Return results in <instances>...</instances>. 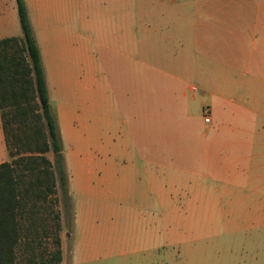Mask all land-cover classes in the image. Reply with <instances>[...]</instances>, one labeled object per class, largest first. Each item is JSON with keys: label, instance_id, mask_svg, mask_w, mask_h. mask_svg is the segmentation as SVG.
Wrapping results in <instances>:
<instances>
[{"label": "rangeland", "instance_id": "374dc122", "mask_svg": "<svg viewBox=\"0 0 264 264\" xmlns=\"http://www.w3.org/2000/svg\"><path fill=\"white\" fill-rule=\"evenodd\" d=\"M81 1L71 15L66 9L58 14L45 10L36 22L46 41L43 48H48L47 85L57 110L68 177L65 193L57 186L61 264H139L140 260L142 264L150 259L157 264H182L183 246L174 244L178 238L171 230L187 222L190 211L243 209L246 202L235 198L245 192L264 193V184H242L236 189L210 174L217 152L213 147L205 151L213 140L211 133L202 134L214 125L216 116L208 113L211 123H203L205 107L196 102L188 118L180 99L185 85L161 79L155 83L151 75L154 58L149 50L169 51V45L176 50L180 43L158 37L151 32L150 22L143 21L133 33L125 30L120 19L183 14L208 18L213 9L198 4L172 8V0H125L124 11L118 0ZM161 2L168 4L155 5ZM134 37L140 41L135 45ZM107 39L127 50L126 56L108 52ZM134 48H140L143 56ZM166 59L171 58H158ZM254 125L262 129L264 120ZM257 139L264 141V137ZM0 159L8 160L1 125ZM148 160L156 162V170ZM262 160L264 166V156L254 155L253 175L264 173V167L257 165ZM206 169L207 193L220 195L221 200H210L212 195L192 199L201 187L192 182L203 183ZM230 193L238 197L229 199ZM194 219L198 218H189Z\"/></svg>", "mask_w": 264, "mask_h": 264}, {"label": "crops", "instance_id": "0c3cea01", "mask_svg": "<svg viewBox=\"0 0 264 264\" xmlns=\"http://www.w3.org/2000/svg\"><path fill=\"white\" fill-rule=\"evenodd\" d=\"M24 2L49 83L45 62L48 48L46 45L47 50H44L45 38L39 35L36 27L39 14L45 10H57L58 14L60 9H66L71 15L72 10L78 9L83 2ZM162 4L168 3L155 5ZM189 4L212 8L213 15L208 18H195L184 14L170 18L124 16L120 20L123 21L125 30L133 33L143 21L150 22L151 32L158 34V37L164 35L170 43H180L181 47L177 51L170 45L169 51L155 48L149 50V56L154 58V63L150 64L151 75H154L155 83L161 79L167 84L185 85L186 90L180 99L184 103L188 118L193 115L196 102L203 104L201 106L202 109L205 107L204 111L207 110V116L208 113L209 116L213 113L214 118L216 116L214 125L202 134L206 137L211 133L213 140V145H205V151L209 152L213 147L217 152L210 174L217 175L223 184L236 189L242 184L263 185L264 173L253 175V161L254 155L264 156V141L257 139L264 137V128L254 125L255 122L264 120V0H172L170 6L178 8ZM118 5L124 11L128 8L125 0H118ZM142 6L140 4L138 9ZM19 32L21 29L16 0H0V38L19 35ZM137 41L139 40L134 37V45ZM107 42L108 52L114 51L126 56L127 50L116 48L109 43V39ZM133 51L143 56L140 48H134ZM159 57L171 59L158 60ZM203 123L209 124L211 119L206 122L204 117ZM107 154L110 159L111 151L108 150ZM3 161L5 160L0 159V162ZM147 162L153 163L150 166L156 170V162ZM262 163L263 160L258 162V168L264 167ZM207 170L203 174V183L192 182L201 186L197 192H193L192 199L211 197L205 183L210 178ZM153 185L155 186V182ZM214 190L218 192L217 189ZM216 195H212L210 200L222 199L219 194ZM234 197L238 196L234 193L228 194L229 199ZM238 198L235 200L246 202L243 209L193 210L186 215L187 222L171 230L178 238L174 244L183 246L182 264H264V193L245 192ZM189 218L198 219L191 222ZM222 222L227 224L223 225ZM226 237H229V243L226 242ZM142 264H157V261L143 260Z\"/></svg>", "mask_w": 264, "mask_h": 264}, {"label": "trees", "instance_id": "16d2710c", "mask_svg": "<svg viewBox=\"0 0 264 264\" xmlns=\"http://www.w3.org/2000/svg\"><path fill=\"white\" fill-rule=\"evenodd\" d=\"M16 4L21 32L0 38V264H61L57 186L65 193L68 177L40 47Z\"/></svg>", "mask_w": 264, "mask_h": 264}, {"label": "built area", "instance_id": "2783aa9c", "mask_svg": "<svg viewBox=\"0 0 264 264\" xmlns=\"http://www.w3.org/2000/svg\"><path fill=\"white\" fill-rule=\"evenodd\" d=\"M204 112H205V114H207V110H205ZM205 121H206V122L209 121L208 116H205Z\"/></svg>", "mask_w": 264, "mask_h": 264}]
</instances>
